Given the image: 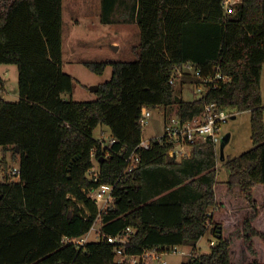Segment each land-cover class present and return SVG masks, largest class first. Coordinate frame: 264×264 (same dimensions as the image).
I'll list each match as a JSON object with an SVG mask.
<instances>
[{
  "label": "trees",
  "instance_id": "obj_1",
  "mask_svg": "<svg viewBox=\"0 0 264 264\" xmlns=\"http://www.w3.org/2000/svg\"><path fill=\"white\" fill-rule=\"evenodd\" d=\"M118 1L101 0L102 23L117 22ZM225 1L128 0L124 22H135L140 36L135 58L80 59L99 75L112 66L113 76L99 85L97 99L76 101L66 98L75 78L63 70V0H0V64L17 65L19 95L15 102L0 97V151L12 152L11 163L0 160V264H120L105 240L63 243L90 231L98 206L86 190L101 184H116L102 231L131 227L129 255L185 246L193 252L184 264H264V0H240L230 14ZM187 63L204 75L220 67L231 80L204 98L176 101L171 76ZM197 82L186 76L180 83ZM209 103L251 112L250 150L225 160L208 139L177 161L168 144L153 141L140 152V165L122 174L143 139V108L177 104L187 122ZM99 127L122 155L103 158L110 148L95 138ZM219 159L229 171L224 185ZM94 166L98 182L87 176ZM210 229L221 237L198 254Z\"/></svg>",
  "mask_w": 264,
  "mask_h": 264
},
{
  "label": "rangeland",
  "instance_id": "obj_2",
  "mask_svg": "<svg viewBox=\"0 0 264 264\" xmlns=\"http://www.w3.org/2000/svg\"><path fill=\"white\" fill-rule=\"evenodd\" d=\"M128 0H119L114 18L117 20L113 24H104L101 22L102 4L101 0H63V38H64V56L63 70L75 78L74 91L72 95L67 94V99L76 101H92L97 99V94L91 91L92 86L100 85L112 79L113 68L108 66L104 74L93 73L86 66L78 63L79 59H87L94 62L105 60L131 61L135 58L133 47L140 41L138 25L131 21L124 22L126 19L125 9ZM240 0H229L233 6ZM130 15L129 13L127 14ZM73 40V51L69 50V43ZM113 46L117 47L115 50ZM264 72V71H263ZM0 77L4 81L6 92L3 93V83L0 82V97L7 101L15 102L19 99L18 95V68L17 65L0 64ZM194 84L182 85L176 84L175 99L178 98L193 101L198 95L194 92ZM264 102V83L262 87ZM234 112L233 109H228ZM177 115V104L171 107L159 106L151 110L149 124L143 128V139L148 140L162 136L166 132L167 123H170ZM108 141V130L106 127H99L95 131V138H102ZM232 134L231 140L223 149V155L226 159L237 157L253 147L251 140V112H238L236 118H231L224 123L218 134L220 143L217 150L221 154L222 139ZM7 158L11 163L12 152L5 156L0 151V160ZM18 164H15L17 167ZM15 167V168H16ZM217 180L219 185L226 184L229 177V171L224 166L222 160H217L216 165ZM4 178V173L0 170V179ZM264 207V206H263ZM213 211V209H211ZM94 233H90V239L94 240ZM217 237L211 229L200 239L197 244V253L205 254L211 250V242L217 241ZM240 241L234 244V251L238 250ZM260 256L262 248L259 247ZM178 252H167L162 259L154 260L149 264H184L190 261L189 252H193L192 247L180 246ZM165 261L166 263H164Z\"/></svg>",
  "mask_w": 264,
  "mask_h": 264
},
{
  "label": "built area",
  "instance_id": "obj_3",
  "mask_svg": "<svg viewBox=\"0 0 264 264\" xmlns=\"http://www.w3.org/2000/svg\"><path fill=\"white\" fill-rule=\"evenodd\" d=\"M224 5L228 14L233 12V4H229V0H226ZM186 76H191L199 80V82L194 83V92L198 95L197 98H204L207 91L216 89L221 83L225 84L231 80L229 76L221 72L220 67L215 69V74L204 75L202 71L196 69L193 64L187 63L182 67L176 68L170 81L172 84L176 85ZM234 116H236L235 111L230 112L228 109L220 108L216 103L207 104L202 114L193 117L187 122H183L177 114L170 123H167L166 132L162 136L148 140L142 139L135 151L126 157V166L122 174L131 173L140 165V152L149 150L153 141L168 144V155L170 158L177 161L191 158L193 156L194 147L199 143L206 142L208 139H211L216 147H218L221 141L218 134L222 125ZM150 117L151 110L149 108H143L141 117V125L143 128L149 124ZM104 139L105 138L99 139L103 142V149H106L107 146L110 149L104 151L103 158L109 159L115 154L122 155L121 152L113 149L114 144L117 142L115 139L108 137V141L106 142H104ZM92 158L93 161H96L97 157L95 151L92 153ZM18 172V168L16 167L13 170V174H18ZM87 176L95 182H98L100 179L98 166L91 168L87 172ZM115 186L116 184H101L95 188L86 190L87 195L93 199L98 206L97 219L87 234L76 239L64 237L63 243L83 246L91 241L105 240L114 246L115 261L120 264H149L151 261L157 259L161 260L163 255L167 252L177 253L179 251V246L174 248L144 250L140 254L129 255L125 253V246L129 243L130 237L135 232L131 227L126 228L117 235H107L103 233L102 218L114 203L113 192ZM90 233H94V240L90 239ZM215 244L216 242H211V246ZM189 254L192 256V252H189ZM163 262L166 263L165 261Z\"/></svg>",
  "mask_w": 264,
  "mask_h": 264
},
{
  "label": "water",
  "instance_id": "obj_4",
  "mask_svg": "<svg viewBox=\"0 0 264 264\" xmlns=\"http://www.w3.org/2000/svg\"><path fill=\"white\" fill-rule=\"evenodd\" d=\"M113 48L115 50H118L117 47L113 46ZM1 77H0V82H1ZM99 90V85L96 86H92L91 87V91L97 93ZM236 116H234L233 118H235ZM230 141V134H227L223 139H222V146H221V155L223 156V149L225 148L226 144ZM221 236H218L217 238H220Z\"/></svg>",
  "mask_w": 264,
  "mask_h": 264
},
{
  "label": "crops",
  "instance_id": "obj_5",
  "mask_svg": "<svg viewBox=\"0 0 264 264\" xmlns=\"http://www.w3.org/2000/svg\"><path fill=\"white\" fill-rule=\"evenodd\" d=\"M64 39V38H63ZM72 43H73V40L69 43V50L71 51V53H72V51H73V48H74V46L72 45ZM80 60V59H79ZM79 60H77L78 61V63H79ZM263 71H264V69H263ZM263 83H264V72H263V75H262V87H263ZM3 90V93L4 92H6V89H5V86H4V89H2ZM264 103V102H263ZM236 118V117H235ZM234 118V119H235ZM231 137H232V134H230V140H231Z\"/></svg>",
  "mask_w": 264,
  "mask_h": 264
}]
</instances>
